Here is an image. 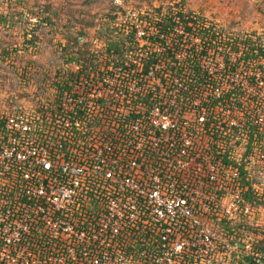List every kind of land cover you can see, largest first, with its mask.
I'll list each match as a JSON object with an SVG mask.
<instances>
[{"label": "built area", "instance_id": "built-area-1", "mask_svg": "<svg viewBox=\"0 0 264 264\" xmlns=\"http://www.w3.org/2000/svg\"><path fill=\"white\" fill-rule=\"evenodd\" d=\"M111 1L122 60L0 108V264H262L259 234L226 225L264 223V46Z\"/></svg>", "mask_w": 264, "mask_h": 264}, {"label": "rangeland", "instance_id": "rangeland-1", "mask_svg": "<svg viewBox=\"0 0 264 264\" xmlns=\"http://www.w3.org/2000/svg\"><path fill=\"white\" fill-rule=\"evenodd\" d=\"M122 1L125 9L141 15H156L159 7L172 6L191 15L216 17L226 26L231 23L230 31L257 35L264 46V0ZM111 11L109 0H0V108L16 100L30 105L33 89L44 79L43 71L60 63L63 55L69 57V63L75 62L78 53L71 49H99L103 43L97 38L98 27ZM45 14L50 24L45 22ZM81 33H87L82 38L87 44L82 46V40L76 43L75 39ZM259 234L264 238V231ZM260 250L264 257V247ZM222 264L250 263L227 258Z\"/></svg>", "mask_w": 264, "mask_h": 264}, {"label": "trees", "instance_id": "trees-1", "mask_svg": "<svg viewBox=\"0 0 264 264\" xmlns=\"http://www.w3.org/2000/svg\"><path fill=\"white\" fill-rule=\"evenodd\" d=\"M109 4H110V8L112 10L110 12L111 14H108V15L106 14V16L104 15L103 18L101 19V23L99 24V27H98L99 35L97 36V38H100L102 40V43H103L102 46L99 47V49H97L96 51L91 50V49H85V48L71 49L72 51L75 50L78 53V57L76 58L74 63L82 64V65L94 64L97 60V57L99 56L98 54H105L108 56L114 55L115 57L117 56L119 60H122L123 54H124V49H125V43L128 39L123 36L121 31H119V29L115 25L119 10H117L113 5H111L112 3L110 0H109ZM156 15L167 16V17H174V16L178 17L179 16L180 18H182L184 16H191V12H187L182 7L174 9L172 6H167V7H159L157 9ZM44 17H45V22L50 24L51 19L49 18V15L45 14ZM230 25H231V23L227 25V30H231L232 26H230ZM157 26L159 27V23H157ZM86 34L87 33H81V34L76 35V37H75L76 43H77V41H79L80 38H83V37L85 38ZM240 34H242V39H243L242 41L249 42V43L253 42L252 36H254V34L249 33V34H251L250 37L246 35L248 33L241 32ZM256 37H257V35H256ZM80 44H81L80 46H82V45L87 44V42H85V39H84L83 43L80 42ZM259 55H264L261 48H259ZM117 57L114 58V60H116ZM69 61H70L69 57H67V55H63L62 61L60 63L53 64L50 66V67H56V69H55L56 74L53 76H50L47 73V71H43L42 75H43L44 79L41 80L40 82L55 79L60 74L61 67L64 64H69ZM41 87H42L41 85H38V88H41ZM14 102L11 101L10 107L11 106L17 107V105H20L17 100ZM257 204L264 208V201L258 200ZM226 227L230 233H234L237 228H242V230H252L256 234H259L260 231H264V224L262 226H259V227H253L252 225H250L248 223V220L246 218H243L240 222H238L237 226L226 225ZM263 242H264V238L260 236V239L258 240V242L256 244V246L259 250L264 247ZM230 258H235V259L241 258V259L247 260L248 263H250V264H257L251 259V257L245 256L243 254H239V256L232 254ZM217 264H222V263L218 262Z\"/></svg>", "mask_w": 264, "mask_h": 264}]
</instances>
